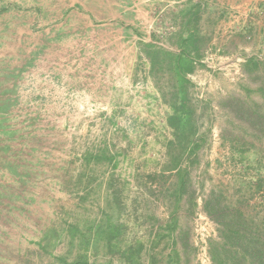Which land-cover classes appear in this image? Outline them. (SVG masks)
Returning <instances> with one entry per match:
<instances>
[{
	"label": "rangeland",
	"instance_id": "1",
	"mask_svg": "<svg viewBox=\"0 0 264 264\" xmlns=\"http://www.w3.org/2000/svg\"><path fill=\"white\" fill-rule=\"evenodd\" d=\"M5 3L19 10L0 15V75L4 67L24 70L16 81L1 79L2 90L15 91L7 117L18 137L0 135L8 147L0 155V200L13 208L0 207V264H52L40 242L65 223L82 230L96 224L102 211L120 225L123 245L140 250L138 242L144 244L143 263L154 257L163 264L162 255L173 249L171 169L180 148L169 156L167 120L177 82L165 60L153 70L147 47L178 53L181 37L192 31L202 38L200 59L187 76L201 164L184 155L197 206L181 212L173 234L182 231L183 264H212L209 242L218 227L205 199L213 190L235 194L240 181L264 169V142L235 108L236 101L264 108V69L245 68L251 60L264 63V0H0ZM87 153L101 156L97 166H82ZM248 210L263 215L264 203L254 200ZM91 261L125 264L107 250Z\"/></svg>",
	"mask_w": 264,
	"mask_h": 264
},
{
	"label": "trees",
	"instance_id": "2",
	"mask_svg": "<svg viewBox=\"0 0 264 264\" xmlns=\"http://www.w3.org/2000/svg\"><path fill=\"white\" fill-rule=\"evenodd\" d=\"M19 10V5L15 3H5L0 6V15ZM180 51L171 53L155 48L147 47V55L151 61L153 70L160 69L161 62L165 60L170 71L174 73L177 82L176 98L172 104V114L167 120L172 130L173 140L168 144V154H172V150L176 147L180 148V154L173 161V169L176 173V182L173 188L171 213L169 215V225L172 230L170 236L172 250L162 255L163 264H183L182 252L179 249L180 240L182 239V231L179 229L180 214L182 211L191 212L197 206L195 197V189L192 191V178L189 167L183 162L184 155H194L191 164L199 166L201 164L200 150L202 139L198 136L199 129L195 121L196 110L194 109L189 97L187 79L188 74L193 73L196 69L197 62L200 59L202 49V38L197 31L189 32L185 39H180ZM29 64V63H27ZM253 66L257 69H264V63L258 60L248 61L245 68ZM0 66L2 64L0 63ZM5 73L0 75L7 81H16L22 73V70L4 67ZM24 68V67H23ZM0 82V135H6L10 139L16 138V131L12 130V125L7 117L15 104L13 99L14 89L2 90ZM264 92V90H261ZM232 99L230 102L233 106ZM235 108L241 113L244 123L261 136L264 142V108L259 105L253 107L245 106L241 102L236 101ZM17 136V137H16ZM4 142L0 138V155L2 151L5 153L8 147L1 145ZM4 153V152H3ZM82 161V166L89 168L90 164L98 165L101 156L87 153ZM1 161V156H0ZM9 161L5 165L9 166ZM13 166V167H12ZM9 167L11 172L16 174L18 165ZM243 170V169H242ZM256 177L248 178L246 181H240V189L235 194H226L223 191H212L204 201V210L208 218L218 227V235L209 242V257L212 264H264V213L263 215H252L248 208L252 201L262 200L264 203V169H257ZM75 184L76 191H79V185L82 176L78 175ZM91 177L90 181H92ZM238 188V187H237ZM246 189V190H245ZM248 193V196H241L242 192ZM238 195V196H237ZM0 191V199L3 197ZM187 200L188 206L182 202ZM185 203V202H184ZM0 207H12L0 200ZM110 207H108V210ZM10 210H13L11 208ZM3 210H0L2 213ZM103 218L99 219L96 224L87 223L84 229H80V225L65 223V226L58 230H53L40 242L39 247L42 252L49 256L52 264H96L91 261L92 255H97L99 251L107 250L109 253L116 252L125 264H146L143 263V255L141 251L144 244L139 243L140 250H136L134 244L123 245L122 235L119 227L114 220L110 219L107 212L102 211ZM1 219V218H0ZM175 231V232H176ZM181 231V232H180ZM141 244V245H140ZM62 249L58 251V248ZM76 250L74 258L73 251ZM155 258L153 257L152 263ZM148 264V263H147Z\"/></svg>",
	"mask_w": 264,
	"mask_h": 264
},
{
	"label": "bare ground",
	"instance_id": "3",
	"mask_svg": "<svg viewBox=\"0 0 264 264\" xmlns=\"http://www.w3.org/2000/svg\"><path fill=\"white\" fill-rule=\"evenodd\" d=\"M33 39V38H32Z\"/></svg>",
	"mask_w": 264,
	"mask_h": 264
}]
</instances>
